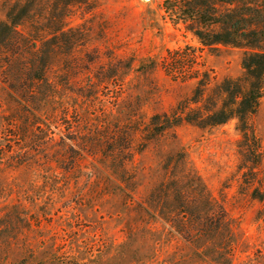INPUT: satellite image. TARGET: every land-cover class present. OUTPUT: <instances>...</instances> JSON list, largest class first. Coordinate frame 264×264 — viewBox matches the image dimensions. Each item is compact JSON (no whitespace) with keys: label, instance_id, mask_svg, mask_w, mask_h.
<instances>
[{"label":"rangeland","instance_id":"obj_1","mask_svg":"<svg viewBox=\"0 0 264 264\" xmlns=\"http://www.w3.org/2000/svg\"><path fill=\"white\" fill-rule=\"evenodd\" d=\"M165 17L0 0V264H264V82L247 127L197 124L245 49Z\"/></svg>","mask_w":264,"mask_h":264},{"label":"trees","instance_id":"obj_2","mask_svg":"<svg viewBox=\"0 0 264 264\" xmlns=\"http://www.w3.org/2000/svg\"><path fill=\"white\" fill-rule=\"evenodd\" d=\"M15 8L16 4L9 6L6 13L13 25L20 21ZM163 9L165 18L184 24L204 46L224 44L245 49L241 58L244 85L234 83L233 91L228 83L225 92L232 91L230 98L217 110L199 116L197 124L203 119L220 124L235 116L247 127L246 119L257 110L264 82V0H163ZM150 63L154 65L153 60ZM164 121V126L171 125L168 116Z\"/></svg>","mask_w":264,"mask_h":264}]
</instances>
